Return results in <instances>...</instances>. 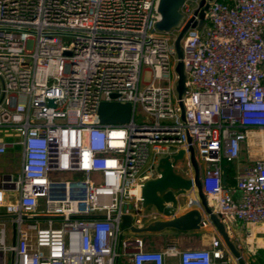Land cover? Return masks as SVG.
Returning <instances> with one entry per match:
<instances>
[{
  "label": "built area",
  "instance_id": "2783aa9c",
  "mask_svg": "<svg viewBox=\"0 0 264 264\" xmlns=\"http://www.w3.org/2000/svg\"><path fill=\"white\" fill-rule=\"evenodd\" d=\"M158 1L0 0V131L11 132L0 159L21 151L19 169L0 173V208L14 216L0 264H237L209 220L201 229L217 237L198 249L148 250L121 230L126 215L142 228L153 162L184 150L191 171L189 146L212 212L246 231L251 258L264 248V0H213L181 37L184 120L174 44L199 0L169 32L155 28ZM101 103L129 104L130 120L101 124ZM137 107L147 122H134ZM243 151L255 156L230 184L225 165Z\"/></svg>",
  "mask_w": 264,
  "mask_h": 264
},
{
  "label": "water",
  "instance_id": "95a60500",
  "mask_svg": "<svg viewBox=\"0 0 264 264\" xmlns=\"http://www.w3.org/2000/svg\"><path fill=\"white\" fill-rule=\"evenodd\" d=\"M185 0H159L157 12L160 15V21L155 25L158 31L169 32L174 28H178L181 24L183 16L179 9ZM195 1V0H193ZM213 0H199L197 8L193 13V17L182 27L179 37L174 44V53L176 56L175 73L178 76L176 81V93L179 100L181 110V119L184 120V108L181 97L185 92V75L183 72V64L181 62L182 50L179 40L189 28H195L198 24L197 19L202 22L205 18V11L209 6V2ZM197 18V19H196ZM201 24V23H200ZM68 54V53H67ZM98 116L101 124L127 123L131 118V106L129 104L120 105L117 103H101L98 107ZM187 142L191 143L190 136L187 135ZM189 161L191 164V177L185 178L181 174L175 172L178 162L184 159V150H179L175 155L166 156L158 161L156 167V176L143 183L141 187V202L138 207L139 211L149 212V214H157L166 220L154 221L147 227L136 228L131 225V216H123L121 230L128 227L134 234L140 233H158L165 229H174L177 231H194L201 228V212L199 209H192L185 214L176 217V213L183 208L185 198L188 192L194 190L197 201L204 215L209 220L217 234L222 237L226 247L237 264H246L240 251L231 241L228 231L224 224L220 221L208 205L207 199L203 194L200 181L199 165L195 157L192 146L188 148ZM14 218V216H0V219ZM15 237H12L14 244Z\"/></svg>",
  "mask_w": 264,
  "mask_h": 264
},
{
  "label": "rangeland",
  "instance_id": "374dc122",
  "mask_svg": "<svg viewBox=\"0 0 264 264\" xmlns=\"http://www.w3.org/2000/svg\"><path fill=\"white\" fill-rule=\"evenodd\" d=\"M187 3L192 8L196 7V4L194 2L188 1ZM205 24L208 26V22H205ZM170 77L172 78V74H170ZM141 80L143 82H148L150 80V72H148L146 70L143 71L141 74ZM141 88H142V86H141ZM148 120H149L148 116L146 114H144L140 110V108L137 107L136 112H135V116H134V122L137 124H142V123L147 122ZM5 133H11V132L8 130L7 131H4V130L0 131V135H3ZM14 140H15V138L13 136H11L7 139V141H14ZM172 149H174V147ZM255 154H257V153H255ZM20 156H21L20 149H18L16 147L15 149L11 150L10 155L8 156V159L6 160L7 161L6 166L0 167V173L6 169H9V168H12V169L17 168V165H14L13 163L19 162ZM254 156L255 155L252 153L251 157L248 158L247 153L243 151L239 161L233 165L227 166V169L232 170V171L233 170L234 171L240 170L243 167L250 165L251 164L250 160L253 159ZM151 162H152V159L150 158L148 165H151ZM185 162H186V160L183 159L182 161L178 162L176 167H175V170L182 175H185V173L188 172V168L186 167ZM198 165H199L200 173L203 174V172H204L203 162L201 160H199ZM12 172H14V171H12ZM0 178H1V175H0ZM237 197H238V194L234 195V199H237ZM0 216H5L4 209H2V208H0ZM0 227H5L7 237L10 236V225H9L7 219H0ZM229 228L230 229L229 230L227 229V231H228L229 235L232 236V237H230V239L233 243L239 245V247H237V249L240 251L243 258L247 259V261L250 260V262L254 260V262L250 263V264H264V248H260L257 251V253L255 254V256H253L251 258V253L245 248L244 239L246 236V231H244L240 227V224L238 222H230ZM128 233H129V231L125 230L122 234V238L123 239L127 238V236H129ZM257 237H259V236H257ZM142 238L144 241L152 240L153 243H156V245H160V247H162V248H164L168 244V241H167L168 238L167 237H148V240L146 239V237H142ZM193 239H194V241H196V243L198 244L199 247H203L204 246L203 244L206 243V241L208 240V237H192L191 240L193 241ZM258 244L261 247H264V240L263 241L259 240ZM151 248L152 249L148 248V250H155L154 246H151ZM119 264H125V263H123V260L120 259Z\"/></svg>",
  "mask_w": 264,
  "mask_h": 264
},
{
  "label": "crops",
  "instance_id": "0c3cea01",
  "mask_svg": "<svg viewBox=\"0 0 264 264\" xmlns=\"http://www.w3.org/2000/svg\"><path fill=\"white\" fill-rule=\"evenodd\" d=\"M8 138L9 137H5L3 139H4V141H7ZM7 142H9V141H7ZM9 155H10V153H7L2 159H0V162L2 164L0 167L6 166V163H7L6 160L8 159ZM158 161L153 162V166L155 167V170H156V167L158 165ZM13 164L17 165V168H14V169L9 168V169L4 170L3 172L6 173V172H10V171H17L19 169L20 160H19V162H16V163L14 162ZM227 166H229V165H225L226 172L228 173V177H229L228 181L230 182V184H233L234 170L233 171L228 170ZM175 172L177 174H180L176 170H175ZM182 176L185 178L191 177V171L188 170V172H186L185 175H182ZM189 200H192L191 205H188ZM185 203H186V205H184L183 208H180V210L176 213V217H179V216L185 214L187 211H190L192 209H199L201 212V217H202L201 220H205V221L208 220L207 217L204 215V213L200 207L199 202L197 201L196 193L194 190L188 192L187 197L185 198ZM137 213L141 219L142 227H147L148 225L152 224L154 221L166 220L165 218H163L157 214L151 215V214H149V212L138 211ZM229 236L232 237L231 235H229ZM135 237H138L141 239H143L142 237H146L147 240H148V237H167L168 238V240H167L168 244L164 248H166L167 246H174V247H177V248L183 250V249L202 248V247L198 246V244L196 243V241H194V239H193V241L191 240L192 237H208L209 238V237H217V234L215 233L214 229L211 226H209V227L204 228V229L200 228L199 230L186 231V232L177 231L174 229H165V230L158 232V233L146 232V233L136 234ZM145 243H146L147 249L148 248L152 249L151 246H154L155 250H163L164 249V248L160 247V245H156V243H153L152 240L145 241ZM203 245L206 246L207 242Z\"/></svg>",
  "mask_w": 264,
  "mask_h": 264
},
{
  "label": "bare ground",
  "instance_id": "6f19581e",
  "mask_svg": "<svg viewBox=\"0 0 264 264\" xmlns=\"http://www.w3.org/2000/svg\"><path fill=\"white\" fill-rule=\"evenodd\" d=\"M261 241V240H260Z\"/></svg>",
  "mask_w": 264,
  "mask_h": 264
}]
</instances>
